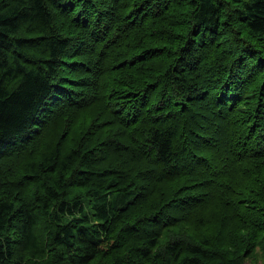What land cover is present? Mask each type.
Returning <instances> with one entry per match:
<instances>
[{
	"label": "trees",
	"instance_id": "1",
	"mask_svg": "<svg viewBox=\"0 0 264 264\" xmlns=\"http://www.w3.org/2000/svg\"><path fill=\"white\" fill-rule=\"evenodd\" d=\"M0 264H264V0H0Z\"/></svg>",
	"mask_w": 264,
	"mask_h": 264
},
{
	"label": "rangeland",
	"instance_id": "2",
	"mask_svg": "<svg viewBox=\"0 0 264 264\" xmlns=\"http://www.w3.org/2000/svg\"><path fill=\"white\" fill-rule=\"evenodd\" d=\"M82 88L83 87H81V86H78V87H72V89L74 90V91H78L79 93H82L83 91H82ZM86 104H88L87 102L85 103V105ZM84 105V106H85ZM83 107V106H82ZM81 108V107H80ZM67 115H68V118L65 120V121H68L69 119H74L75 117H77V118H80L79 116H85V111H78V109H75V110H70V111H68L67 112ZM88 116H90V115H87V117ZM64 121V122H65ZM73 121V120H72ZM68 133V130L66 131V133H64V135L65 134H67Z\"/></svg>",
	"mask_w": 264,
	"mask_h": 264
},
{
	"label": "bare ground",
	"instance_id": "3",
	"mask_svg": "<svg viewBox=\"0 0 264 264\" xmlns=\"http://www.w3.org/2000/svg\"><path fill=\"white\" fill-rule=\"evenodd\" d=\"M153 25V24H152ZM62 85V84H61ZM73 85V84H72ZM61 88V87H60ZM230 93V92H229ZM169 212V211H168Z\"/></svg>",
	"mask_w": 264,
	"mask_h": 264
}]
</instances>
